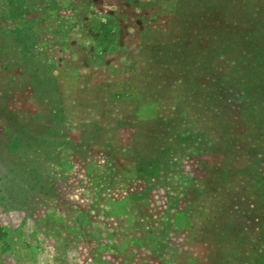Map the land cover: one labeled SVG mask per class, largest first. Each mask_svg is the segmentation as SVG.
Returning <instances> with one entry per match:
<instances>
[{
	"label": "rangeland",
	"instance_id": "374dc122",
	"mask_svg": "<svg viewBox=\"0 0 264 264\" xmlns=\"http://www.w3.org/2000/svg\"><path fill=\"white\" fill-rule=\"evenodd\" d=\"M0 264H264V0H0Z\"/></svg>",
	"mask_w": 264,
	"mask_h": 264
}]
</instances>
